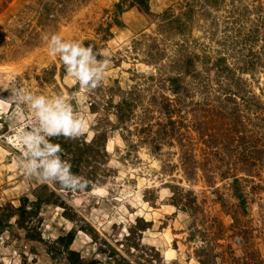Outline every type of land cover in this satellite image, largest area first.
<instances>
[{"label":"rangeland","instance_id":"374dc122","mask_svg":"<svg viewBox=\"0 0 264 264\" xmlns=\"http://www.w3.org/2000/svg\"><path fill=\"white\" fill-rule=\"evenodd\" d=\"M118 1L0 0V205L9 202L18 206L23 196L35 200V193L49 195L51 191L53 198L65 202V206L45 203L38 208L33 223L38 227L41 241L27 239L24 229L16 226L15 216H12V226L0 232V264H67L66 252L52 253L50 248L58 235L69 231L74 232L69 249L79 252L83 258L98 259L97 264H106L107 252L100 248H105V240L138 260L140 251L132 248L131 255L126 251L124 236L128 234L130 243L135 242L138 248L149 253L156 251V256L166 263L199 264L194 248L201 242L198 238L188 239L191 216L172 203L170 185L192 190L207 217L222 218L227 230L224 234H232L229 224L233 218L228 212L234 210L237 200L232 195L230 180L217 177L215 183L209 185L201 176V170L189 178L182 167L175 165L177 155L168 156L170 162L164 159L161 153L167 151V147H162L160 153H153L141 145L128 152L120 133L109 129L110 123L96 125L97 117L89 107L96 93L81 88L66 70H62L59 58L49 54L45 38L52 34L67 41L94 40L101 53L98 59L108 62L100 88L94 89L98 95L104 92L105 85L127 88L132 84L135 69L153 70L151 65L142 62L143 48L136 42L143 32L155 35L156 16L166 9H171L175 15L182 14L186 0H149L150 9L156 14L152 20L132 7L115 14ZM191 1L195 11L188 18L187 29L179 32L177 24L172 23L163 31L168 37V54L184 39L188 49L197 53L204 45L209 50L220 49L228 59L238 56L254 62L248 65L251 71L247 69L243 77L257 100L254 103L238 100V118L242 121L237 124V130L242 139L237 148L246 146L262 151L258 153L256 165H252V175L242 181L249 210L237 215L240 232L235 237L240 243L237 241L234 246L241 248L239 254L258 251L264 257V57L244 47L249 43L245 44L240 33L221 43L220 39H215L222 38L225 30L231 29L232 35H236L249 26L254 16L242 6L264 4V0H234L239 5L235 14L228 10L231 0H226L220 9L210 11L199 7L202 0ZM236 16L237 23L232 20ZM186 17L182 16L181 20ZM196 66L200 68L201 63L197 61ZM40 95L49 102L59 98L72 109L74 117H82L88 125L84 133L87 139L97 128L108 129L106 147L112 172L104 181L94 182L90 188L69 190L38 174L40 169L30 174L28 166L33 157L24 138L40 136L46 141V136L26 97ZM193 97L200 99L202 95L196 91ZM195 105L196 102L191 103V108ZM234 106L230 103L226 108ZM113 118L111 116L110 120ZM43 147L41 143L40 148ZM36 159L42 163L40 158ZM215 163L222 166L221 161Z\"/></svg>","mask_w":264,"mask_h":264},{"label":"trees","instance_id":"16d2710c","mask_svg":"<svg viewBox=\"0 0 264 264\" xmlns=\"http://www.w3.org/2000/svg\"><path fill=\"white\" fill-rule=\"evenodd\" d=\"M226 2L202 0L199 7L209 11L218 10ZM238 6L231 0L229 12L235 14ZM125 7L137 9L149 20L156 16L150 9L149 0H119L115 3L114 13L122 11ZM242 7L248 13L252 12L254 17L250 19L251 24L236 32V35H232L233 31L226 28L229 30L222 32V38L215 39H220L221 43L232 36L236 38L240 33L245 44L249 43L244 47L251 48L256 56L259 54V57H264V4ZM182 9L180 15L166 9L156 16L158 22L155 35L143 32L136 42L143 48L142 62L154 69H135L132 73V84L127 88L105 85L104 92L100 95L91 90L96 94H93L89 107L97 117L96 125L110 123L109 129L120 133L128 152L141 145L147 146L153 153H160L162 147H167L168 150L161 153L164 159L170 162L168 156L177 155L178 161L175 165L182 167L189 178H193L197 171L201 170V176L209 185L215 183L217 177L230 180L228 183L237 202L234 210L228 212L233 221L229 224L232 234L227 236L224 234L227 231L224 229V220L217 215L208 218L197 203V197L192 190L170 185L172 203L191 216L188 239L198 238L201 242L194 248L199 264H264V257L258 251H243L239 254L241 248L234 246L237 241L240 243L235 237L240 232L237 215L246 214L249 210L242 181L252 175V165H256L258 153L262 151L247 149L246 146L240 150L237 148L240 138L242 139L237 130V124L242 121L238 118V100L253 103L257 100L248 90L246 79L243 77V73L251 69L248 65H253L254 62L238 56L232 60L228 59L220 49L209 50L204 45L200 47L201 52L197 53L188 49L184 39L168 54V37L163 31L167 30V24L172 23L177 24L179 32L187 29L188 18L192 17L195 4L186 0ZM182 16L187 17L181 20ZM237 19L238 16L232 20L237 23ZM83 44L93 47L99 54L97 58L101 57L99 46L94 40H85ZM197 61L201 63L200 68L196 66ZM61 68L65 70L63 66ZM196 91H200L202 98L193 97ZM115 95L118 96L117 100L114 99ZM192 100L196 102L194 108H191V103H194ZM230 103L235 106L226 108ZM192 111L193 115L188 116ZM111 116H114L113 120H110ZM107 138L108 129L103 127L97 128L90 139L83 134L75 139H66L61 135L49 140L46 136V141L60 146L58 155L62 162L70 163L71 172L82 178V184L78 188H90L94 182L104 181L112 172L108 166L110 154L106 147ZM215 161H221L222 166H216ZM242 172L243 174H240ZM53 195V191L49 192V195L35 193V200L23 196L18 206L9 202L0 205V232H3L5 227L12 226L10 218L15 216L16 226L24 229L27 239L41 241L38 227L33 223L38 208L45 203L65 204L64 200L59 202ZM124 237L129 247L126 251L129 254L132 253V248L140 251L141 254L137 255L139 259L133 260L131 256L116 248L113 242L105 240V248H100L107 252L106 264H178L176 261L164 262L160 256H156V251L149 253L143 248H138L135 242L130 243L129 234ZM234 237L235 240H232ZM73 239V231L58 235L52 241L50 251L66 252L67 264L99 263L96 258L86 259L81 257L79 252L70 250L69 245Z\"/></svg>","mask_w":264,"mask_h":264},{"label":"clouds","instance_id":"9594fccd","mask_svg":"<svg viewBox=\"0 0 264 264\" xmlns=\"http://www.w3.org/2000/svg\"><path fill=\"white\" fill-rule=\"evenodd\" d=\"M45 39L49 54L59 58L67 74L71 75L81 88L91 91L101 86L108 62L106 59H98L99 54L93 47L85 46L83 42L67 41L57 34L47 36ZM26 99L31 101V107L39 118L40 127L49 140L61 135L66 139H75L88 130L86 121L82 117H74L72 109L59 98L51 102L43 95L28 96ZM24 142L33 157L28 166L30 174L40 169L38 174L66 189L81 186L82 178L71 172L70 163L62 162L59 158L61 148L58 144L47 142L40 136H26ZM41 143L44 144L43 148H40ZM36 158H40L42 163Z\"/></svg>","mask_w":264,"mask_h":264}]
</instances>
